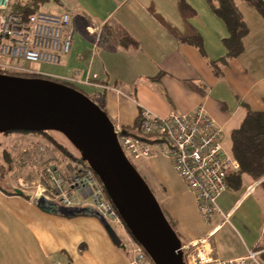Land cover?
Here are the masks:
<instances>
[{
  "label": "crops",
  "instance_id": "obj_1",
  "mask_svg": "<svg viewBox=\"0 0 264 264\" xmlns=\"http://www.w3.org/2000/svg\"><path fill=\"white\" fill-rule=\"evenodd\" d=\"M67 1L75 12L72 25L76 21L84 34L72 41L74 55L63 57L56 78L76 75L98 85L78 86L86 96L100 101L109 119L115 121L113 125L124 134H138L141 107L160 117L202 107L222 132L239 116L231 130L240 125L244 104L255 112L264 110V21L244 3L239 4L248 30L242 40L243 53L223 69L222 78H216L207 60L225 56L222 40L228 33L204 0H184V8L178 0ZM62 6L66 7L65 3ZM194 36L202 40V55L187 42ZM136 162L165 204L169 218L177 222L181 233L186 232L181 209L184 187L181 181L169 178L170 164L152 159ZM254 182L242 176L237 188L228 186L218 198L220 210L229 215V222L210 239L215 256L221 260L256 251L264 264V186L245 193ZM15 189L22 194H12ZM35 198L37 195L26 193L19 185L11 188L0 184V264L129 263V254L113 243L98 219L47 213L33 203ZM190 204L196 209L193 197ZM196 214L199 221L190 241L205 236L210 229ZM221 222L222 218L215 216L212 226ZM228 225L243 251L224 258L219 243L233 240L224 231Z\"/></svg>",
  "mask_w": 264,
  "mask_h": 264
},
{
  "label": "built area",
  "instance_id": "obj_2",
  "mask_svg": "<svg viewBox=\"0 0 264 264\" xmlns=\"http://www.w3.org/2000/svg\"><path fill=\"white\" fill-rule=\"evenodd\" d=\"M9 2L0 0V74H39L38 70L18 66L17 60L33 66L59 65L72 47L68 13L46 14L37 11L27 19H22L9 11ZM92 78L94 80L96 76ZM59 80L74 86L99 87L91 81H81L76 75ZM114 92L122 94L121 91ZM138 117L142 136L154 142L141 141L114 126L123 152L134 161L159 156L169 159L187 192L193 197L201 221L210 228L205 236L181 244L184 264H263L256 251H247L242 257L221 260L215 256L211 245L210 239L220 226L229 222V215L223 214L217 203V199L228 189L227 171L237 172L239 169L237 161L223 147V132L216 122L202 107L186 114L171 113L166 117L157 116L141 107ZM153 144L156 150L152 148ZM48 179L52 183L51 190L37 188L34 194L37 198L43 196L64 208L96 210L111 226L119 227L126 233L132 246L128 264L146 263L148 256L128 234L102 184L86 164L78 166L69 178L49 173ZM262 182L264 176L250 185L245 193L251 194ZM215 216H220L222 222L212 226Z\"/></svg>",
  "mask_w": 264,
  "mask_h": 264
},
{
  "label": "water",
  "instance_id": "obj_3",
  "mask_svg": "<svg viewBox=\"0 0 264 264\" xmlns=\"http://www.w3.org/2000/svg\"><path fill=\"white\" fill-rule=\"evenodd\" d=\"M56 132L93 171L131 238L153 264H184L181 242L149 186L123 152L114 125L92 99L45 78L0 74V134ZM22 194L21 190L15 191ZM33 203L63 217L93 216L124 247L108 221L91 208H64L43 196Z\"/></svg>",
  "mask_w": 264,
  "mask_h": 264
},
{
  "label": "rangeland",
  "instance_id": "obj_4",
  "mask_svg": "<svg viewBox=\"0 0 264 264\" xmlns=\"http://www.w3.org/2000/svg\"><path fill=\"white\" fill-rule=\"evenodd\" d=\"M12 1L16 2L18 0ZM59 1L60 2H58V0H43L41 5L38 6L37 11L46 14H60L62 12L68 13L72 30V41H77V38L84 34V32L79 27V24L76 23V21L75 25H72L71 20L75 19V12L69 5L68 1ZM63 3H65L66 7H63L64 5L62 6ZM70 55H74L73 51H70ZM16 64L22 67H29L34 71L38 70L39 74L32 75V77L47 78L54 82L60 81L56 78V76H59L58 74L59 71H61V67H63V63L60 66L42 64L38 66L36 65L35 67L22 60H17ZM76 87L78 88V91H81L79 86ZM95 102L96 104H101L99 100H95ZM106 113L109 114L108 111ZM239 118L240 116L235 118L234 121L230 122L223 131V147L228 155L230 149L229 131L238 123ZM111 122L115 123L114 120ZM152 148L156 150V146L154 144ZM76 158H79L76 150L71 144H69L65 137L56 132L50 131L47 132V135H41L40 133L35 132H9L6 134H0V173L3 175L0 178V184L9 186L11 188L19 185V188L30 194H35L37 192V188L51 190L52 183L48 179L49 173L56 176L62 175V177L69 178L74 172L77 171L78 166L81 167L86 164L79 162L76 160ZM128 158L149 188H151L152 193L157 199L166 220L178 236L180 242L182 244L188 243L190 241V234H192L197 229L199 220L197 218L196 209L190 204L192 199L191 194L187 192L181 178L174 171L171 161L162 156L152 158V160H158V162L161 164H170V166H167L169 171H172V176L169 175V178L172 180V177H174V180L181 181L184 187V192L188 195L186 196L185 194L181 193V196L184 199L183 206L181 207V209L184 210V219L182 225L184 231L185 229L187 230L183 233H181L179 230L177 222L169 218L167 215L165 204L161 202L155 188L143 176L139 162L132 160L131 157ZM187 197H189L190 200H188ZM240 212L241 210L238 211V214ZM112 228L120 237L122 244L124 245L123 251L129 254L130 261L132 256V246L127 240L126 233L119 227L112 226ZM229 229V225L224 227V231H227V233L229 232L233 240L219 243V247L223 250V254L225 255L222 256L224 258L236 256L243 251V245L241 241L233 232H231L232 230L230 231ZM144 264L153 263L150 259H148Z\"/></svg>",
  "mask_w": 264,
  "mask_h": 264
},
{
  "label": "trees",
  "instance_id": "obj_5",
  "mask_svg": "<svg viewBox=\"0 0 264 264\" xmlns=\"http://www.w3.org/2000/svg\"><path fill=\"white\" fill-rule=\"evenodd\" d=\"M42 1L43 0H30L29 2L21 3L13 2L12 0H10L8 9L9 11L16 13L22 19H27L29 15L37 12V8L41 5ZM178 1L184 8V0ZM204 1L213 15L223 22L228 33L227 37L222 40L223 47L226 50L225 56L217 60H207L208 66L213 75L216 78H222L223 69L228 66L230 61L236 59L243 53L244 49L242 40L248 33L247 27L243 22L244 20L242 14L239 10V4L244 3L249 8L256 11L264 21V0ZM187 42L190 45L195 46L201 53V55L204 54L202 40L199 36H194L191 39H188ZM10 75L32 77V75L20 73H13ZM57 82L78 90V88L72 84L70 85L61 81ZM92 100L95 102L94 99ZM97 105L102 110H104V106L102 104ZM243 106L245 108V116L243 120L237 128L230 131L229 155L235 161H237L239 165V169L237 172H234L232 170L227 171L226 179L228 186H230L231 188H237L242 176L249 177L251 181H257L264 176V110L262 112H255L250 110L245 104ZM136 123V125L138 126V134L134 133L131 136L144 142H154V140L142 136L139 127V117L137 118ZM38 133H40L41 135H47V132ZM77 154L79 156L78 152ZM76 160L82 162L80 156L78 159L76 158ZM261 185L264 186V182H262ZM16 190L19 189H15L12 194H17L15 192ZM262 261L264 262V260Z\"/></svg>",
  "mask_w": 264,
  "mask_h": 264
},
{
  "label": "flooded vegetation",
  "instance_id": "obj_6",
  "mask_svg": "<svg viewBox=\"0 0 264 264\" xmlns=\"http://www.w3.org/2000/svg\"><path fill=\"white\" fill-rule=\"evenodd\" d=\"M84 163V162H83Z\"/></svg>",
  "mask_w": 264,
  "mask_h": 264
}]
</instances>
